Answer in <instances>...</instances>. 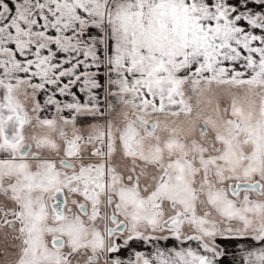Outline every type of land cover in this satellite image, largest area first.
<instances>
[{
    "label": "snow or ice",
    "instance_id": "1",
    "mask_svg": "<svg viewBox=\"0 0 264 264\" xmlns=\"http://www.w3.org/2000/svg\"><path fill=\"white\" fill-rule=\"evenodd\" d=\"M0 264H264V0H0Z\"/></svg>",
    "mask_w": 264,
    "mask_h": 264
}]
</instances>
